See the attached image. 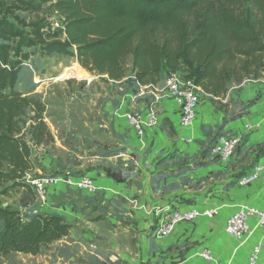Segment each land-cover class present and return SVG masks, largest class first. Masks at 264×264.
Masks as SVG:
<instances>
[{"label": "trees", "instance_id": "trees-1", "mask_svg": "<svg viewBox=\"0 0 264 264\" xmlns=\"http://www.w3.org/2000/svg\"><path fill=\"white\" fill-rule=\"evenodd\" d=\"M53 16L63 30H51ZM33 54L75 58L84 70L134 93L138 84L154 86L182 72L220 97L230 83L264 66V0H0V259L38 256L72 229L64 217L39 210L30 185L36 166L25 136L37 146L52 142L45 105L27 92L28 83L22 87ZM138 101L150 103L148 96ZM116 174L108 171L107 177L118 183L128 178ZM69 176L85 175L60 178ZM23 188L37 200L20 215L4 199Z\"/></svg>", "mask_w": 264, "mask_h": 264}, {"label": "crops", "instance_id": "crops-1", "mask_svg": "<svg viewBox=\"0 0 264 264\" xmlns=\"http://www.w3.org/2000/svg\"><path fill=\"white\" fill-rule=\"evenodd\" d=\"M165 79L153 91H147L151 93L146 95L151 96L150 103L138 101L133 105L135 110H142L146 106L156 110L160 123L157 130L149 131L140 138L124 118L126 108L120 109L117 115L116 126L128 137L129 152L138 157L136 168L143 180V189H139L137 181L133 179L116 183L103 175L94 174L90 176L96 192H82L81 195L92 199L100 194L106 202L124 198L130 203L126 205L129 213L126 220H118V223L132 230L127 232L134 245L133 251L122 249L117 254L121 262L244 264L248 249L240 247L237 240L227 235L225 226L242 206L264 209V170L253 185L242 188L238 184L240 178L256 166L264 169V80L233 87L223 98L204 92L194 125L183 128L177 105L165 90ZM154 97L159 99L155 100ZM248 123L260 125V128L254 133L245 134L237 155L230 163L218 162L209 153L212 143L223 135L244 134ZM183 139H192L193 142L188 144ZM65 189L63 183L53 186L49 190L48 202L52 195L60 196ZM172 208L216 209L218 215L213 220L198 218L180 223L168 238L156 240L152 230ZM40 211L46 215L58 214L69 225L84 222L76 205L58 207L46 204ZM88 216L92 217L93 214ZM94 220L88 222L87 228L84 227L85 237L91 244L96 238L91 231L96 224ZM110 221L117 224V219ZM252 224L255 225L256 221L253 220ZM119 230L122 234L121 230L126 231L123 227ZM254 242H249L250 246ZM207 249L214 255L213 262L199 257ZM260 264H264V252Z\"/></svg>", "mask_w": 264, "mask_h": 264}, {"label": "rangeland", "instance_id": "rangeland-1", "mask_svg": "<svg viewBox=\"0 0 264 264\" xmlns=\"http://www.w3.org/2000/svg\"><path fill=\"white\" fill-rule=\"evenodd\" d=\"M22 16L31 18L25 14ZM49 23L51 26L52 23L56 25V19ZM243 63L241 59L239 65ZM27 66L22 87L28 83L30 90L27 92L45 105L43 117L52 136V142L48 146H37L31 141V136H25L30 143L36 166L29 180L68 174L89 177L95 174L108 178L107 172L113 171L117 173V178L125 176L128 177L126 181L133 179L137 181L139 189H143V180L136 168L138 157L129 152L128 137L116 126L121 98L118 86L111 83L107 76L84 70L75 58H42L33 54ZM261 67L252 68L255 73L245 75L241 83H230L226 94L233 87L264 80V66ZM126 75L133 76L132 58L127 62ZM126 84L129 85V82L126 81ZM226 94L220 97L223 98ZM251 133L244 132L243 135ZM81 193L66 188L64 193L60 196L52 195L46 203L58 207L77 206L84 222L70 225L72 229L68 238L51 245L38 256L12 254L0 259V264H130L117 259V254L122 249L133 251L134 240L129 238L127 232L132 230L125 224L118 223V220H126L129 214L126 205L130 203L124 198L106 202L100 194L91 199ZM4 200L5 207L9 206L23 215L37 199L31 190L23 188L11 192ZM45 205L40 204L39 210ZM91 214L94 218L88 216ZM93 219L96 224L91 231L96 238L91 244L85 237L84 227L87 228L88 222ZM114 219H117V224L110 221ZM122 227L126 229L125 232L121 230L124 234L119 232ZM261 236L259 232L257 237Z\"/></svg>", "mask_w": 264, "mask_h": 264}, {"label": "built area", "instance_id": "built-area-1", "mask_svg": "<svg viewBox=\"0 0 264 264\" xmlns=\"http://www.w3.org/2000/svg\"><path fill=\"white\" fill-rule=\"evenodd\" d=\"M48 17V15H47ZM56 19L55 28L51 26L49 21ZM48 23L51 30H63L62 20L53 16ZM57 26V27H56ZM53 28V29H52ZM50 31L48 27L46 29ZM112 83H115L111 81ZM118 91L121 94L120 109L126 108L124 118L129 122L136 135L143 138L148 131L157 130L160 126L157 112L149 106L143 107L142 110H135L133 105L138 103L139 98L146 96L148 90L153 91L155 86H141L140 92L133 93L127 90V86L123 83H117ZM165 90L174 99L179 114V122L183 128L192 127L197 118V111L201 101V94L204 93L194 79L187 78L182 72L169 73L165 79ZM151 94V93H150ZM155 100L159 98L154 97ZM128 107H130L128 109ZM260 128V125L248 123L245 133H251ZM244 135H223L220 136L215 145L212 147L211 154L215 159L222 163L228 164L235 156L237 149L242 145ZM185 143H192V139H183ZM261 166H256L248 174L240 178L238 184L240 187H248L259 180L263 172ZM59 183H63L66 188L75 191L95 193L96 188L94 181L88 175L81 177H41L30 180V185L37 192L38 201L41 205L48 202L49 190ZM218 210L208 208H195L191 210H183L180 208H172L163 217L162 221L152 230V236L156 240L168 238L176 226L183 222H192L198 218H206L213 220L217 217ZM256 224L253 225L252 221ZM261 233L260 238L257 237ZM225 233L239 242L240 247L247 248V260L244 264H260L261 255L264 252V209H258L252 206H242L240 210L234 213L227 221ZM257 238V239H256ZM255 240V243L249 246V242ZM203 260L207 262L214 261V255L211 250L207 249L199 254Z\"/></svg>", "mask_w": 264, "mask_h": 264}]
</instances>
